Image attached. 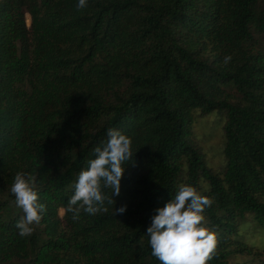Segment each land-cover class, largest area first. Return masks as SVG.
Masks as SVG:
<instances>
[{
    "label": "trees",
    "instance_id": "16d2710c",
    "mask_svg": "<svg viewBox=\"0 0 264 264\" xmlns=\"http://www.w3.org/2000/svg\"><path fill=\"white\" fill-rule=\"evenodd\" d=\"M216 111L220 173L193 139ZM249 216L264 0H0V264H264Z\"/></svg>",
    "mask_w": 264,
    "mask_h": 264
},
{
    "label": "rangeland",
    "instance_id": "374dc122",
    "mask_svg": "<svg viewBox=\"0 0 264 264\" xmlns=\"http://www.w3.org/2000/svg\"><path fill=\"white\" fill-rule=\"evenodd\" d=\"M28 17L27 25L30 27ZM226 117L220 112H214L208 116H196L194 124V142L203 151L206 162L215 172H222L226 166V156L224 154L226 138L224 125ZM63 211H61V216ZM240 238L254 247L264 246V222L256 221L252 217H247L240 228ZM234 263H249L248 259L237 258ZM258 264V263H257Z\"/></svg>",
    "mask_w": 264,
    "mask_h": 264
}]
</instances>
